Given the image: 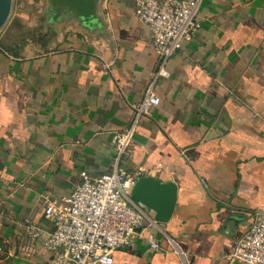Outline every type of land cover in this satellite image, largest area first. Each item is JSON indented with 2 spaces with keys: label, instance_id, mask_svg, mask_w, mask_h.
<instances>
[{
  "label": "crops",
  "instance_id": "1",
  "mask_svg": "<svg viewBox=\"0 0 264 264\" xmlns=\"http://www.w3.org/2000/svg\"><path fill=\"white\" fill-rule=\"evenodd\" d=\"M20 5L28 18L48 0ZM98 14L102 31L62 20L22 41L18 19L1 31L0 264H50L45 204L69 196L81 173L111 171L112 137L152 82L160 103L139 120L124 168L173 181L176 203L167 223L143 209L142 237L113 264H237L228 256L264 211V0H200V28L155 81L159 60L134 2L99 0Z\"/></svg>",
  "mask_w": 264,
  "mask_h": 264
},
{
  "label": "built area",
  "instance_id": "2",
  "mask_svg": "<svg viewBox=\"0 0 264 264\" xmlns=\"http://www.w3.org/2000/svg\"><path fill=\"white\" fill-rule=\"evenodd\" d=\"M132 1L138 20L150 33L159 60L153 81L165 78L168 60L200 28L196 20L200 0ZM152 85L153 82L134 107L130 125L112 137L111 171L95 177L81 173L80 182L69 196L45 204L43 217L50 223L51 231L42 249L50 264H113L116 250L142 237L144 222L149 219L131 198L134 179L138 176L126 171L124 156L139 120L160 103ZM22 227L30 238L40 236L41 232L29 221H24ZM147 240L151 249H159L158 241L150 237ZM165 240L173 251L181 254L175 239ZM228 260L237 264H264V211L252 215L250 226L236 241Z\"/></svg>",
  "mask_w": 264,
  "mask_h": 264
},
{
  "label": "water",
  "instance_id": "3",
  "mask_svg": "<svg viewBox=\"0 0 264 264\" xmlns=\"http://www.w3.org/2000/svg\"><path fill=\"white\" fill-rule=\"evenodd\" d=\"M99 0H48L45 10L49 21H75L86 31H102L103 23L98 14ZM12 7V0H0V30L6 24ZM133 201L147 213L154 222L167 223L173 213L177 187L173 181H160L152 176H138L131 189Z\"/></svg>",
  "mask_w": 264,
  "mask_h": 264
},
{
  "label": "rangeland",
  "instance_id": "4",
  "mask_svg": "<svg viewBox=\"0 0 264 264\" xmlns=\"http://www.w3.org/2000/svg\"><path fill=\"white\" fill-rule=\"evenodd\" d=\"M13 7L10 11V16L6 22V24L1 28V31L7 27L12 25L14 19H18V23L22 26L18 33L21 34L22 41L30 40L37 41L41 38H44L48 31V28L53 25V23L49 22V15L45 12V6H40L39 8L33 10L28 18H22V6L21 0H12ZM38 11H40L38 13Z\"/></svg>",
  "mask_w": 264,
  "mask_h": 264
},
{
  "label": "flooded vegetation",
  "instance_id": "5",
  "mask_svg": "<svg viewBox=\"0 0 264 264\" xmlns=\"http://www.w3.org/2000/svg\"><path fill=\"white\" fill-rule=\"evenodd\" d=\"M48 20H49V18H48Z\"/></svg>",
  "mask_w": 264,
  "mask_h": 264
}]
</instances>
